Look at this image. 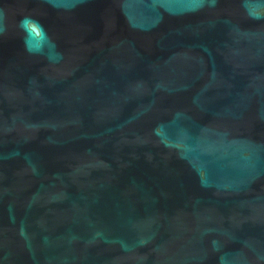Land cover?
Here are the masks:
<instances>
[{"label": "water", "instance_id": "95a60500", "mask_svg": "<svg viewBox=\"0 0 264 264\" xmlns=\"http://www.w3.org/2000/svg\"><path fill=\"white\" fill-rule=\"evenodd\" d=\"M0 23V264H264V0Z\"/></svg>", "mask_w": 264, "mask_h": 264}, {"label": "clouds", "instance_id": "9594fccd", "mask_svg": "<svg viewBox=\"0 0 264 264\" xmlns=\"http://www.w3.org/2000/svg\"><path fill=\"white\" fill-rule=\"evenodd\" d=\"M29 25L37 26L42 29V26L39 25L38 21L32 20L30 17H25L19 22V26L21 29L27 31L29 28ZM0 31H3V25L0 23ZM26 47H27V41H26ZM27 50L32 51L30 48Z\"/></svg>", "mask_w": 264, "mask_h": 264}]
</instances>
